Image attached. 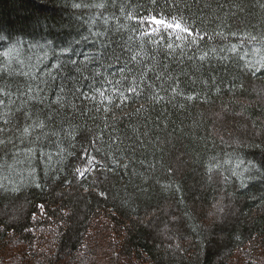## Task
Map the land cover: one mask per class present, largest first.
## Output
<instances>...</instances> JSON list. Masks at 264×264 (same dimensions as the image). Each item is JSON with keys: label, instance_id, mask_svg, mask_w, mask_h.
<instances>
[{"label": "trees", "instance_id": "16d2710c", "mask_svg": "<svg viewBox=\"0 0 264 264\" xmlns=\"http://www.w3.org/2000/svg\"><path fill=\"white\" fill-rule=\"evenodd\" d=\"M153 12L183 16L200 35L171 55L145 43L149 57L136 64L147 27L138 21ZM13 45L22 65L3 56ZM125 64L137 79L149 70L123 104L78 92L56 103L61 84L91 96L103 82L95 72L115 82ZM37 85L43 103L26 95ZM6 92L9 119L56 112L45 130L75 138L61 131L65 151L51 161L40 153L56 152L55 137L30 163L0 147V264H264V0H0L5 104Z\"/></svg>", "mask_w": 264, "mask_h": 264}, {"label": "snow or ice", "instance_id": "6c2138e0", "mask_svg": "<svg viewBox=\"0 0 264 264\" xmlns=\"http://www.w3.org/2000/svg\"><path fill=\"white\" fill-rule=\"evenodd\" d=\"M151 3L153 6L156 5V0H151ZM74 7L79 9L81 7L84 8H96V9H104L105 5L104 3H96V4H81V3H75ZM175 7V5H173ZM123 11V9H121ZM100 13H97V16H100ZM131 18V17H130ZM105 19V23H107V18ZM94 22V21H93ZM138 23L142 25H147L146 28H142L140 31V51L134 53L131 55L130 59L131 61L135 62L136 64H143L144 60L149 57L148 50L145 48V43L151 46L153 50L158 48H166L169 51V54L171 55L172 52H175L177 48L181 50V53L185 50L186 46L194 45L196 44L195 37H198L200 33L194 29V27L188 23V21L183 16L173 15L171 13H168L165 15L161 12H153L152 14L143 16L139 19ZM103 35V33H97V36ZM218 35H222V33H218ZM235 35V33H233ZM147 36V41H145L144 37ZM189 37H192L193 39L189 40ZM251 40H256L257 37L251 36ZM179 41V43H177ZM19 44V42H18ZM232 50H235V45L232 46ZM68 49L65 50L67 52ZM215 52V49L212 50ZM21 55V49L18 47V45H13L11 48H9L7 51L3 52V56L8 58V62L11 63L13 59L16 60L17 64L22 65L24 63L23 60L19 59V56ZM209 55L208 52H203L198 59L203 61L206 59V57ZM140 58L139 60L137 58ZM154 58V57H153ZM87 59V58H86ZM98 59V58H97ZM117 62L119 61V57H116ZM73 64L76 63V61H72ZM56 68H60V65H55ZM149 69L144 68L139 75V79H137L136 72L133 71L132 68H128V66L125 64L119 69V74L121 79L116 80L115 82L108 80L106 77L103 76L102 73L99 71L95 72L92 76L93 80H96L97 77H100L103 81L102 83L100 80H97V83H99V87H95L92 89V95L89 96L87 93L83 92L81 89L78 88H71L69 89L68 93L64 92V85L61 84L59 86V90L61 94L57 95L56 103L59 104L60 108H64V99L69 94H75L79 93L80 97L83 100H96V95L98 94L100 97V102L103 103L104 101H107L109 105L113 103V97H118L120 100V103L123 104L127 101L128 96L125 95V92L128 94H139L138 89H140L144 83V75L147 73ZM131 72L132 76L131 79H128L125 76V72ZM22 76L29 75V73L24 72L21 70L19 73ZM47 75L51 76V73H47ZM83 79H88V77H82ZM35 79V77H33ZM52 79H55V77H52ZM122 83H127V87L123 88L121 87ZM105 85L110 86L111 94L106 95V92L109 91V88H105ZM151 87V85H149ZM42 91V88L37 85L36 88H33L29 86L26 95H28L29 101L31 100H40L41 103H43L42 98L39 97V92ZM172 93H176V88L171 89ZM33 92L37 93L36 96L31 95ZM5 96L8 97V102L5 104V101L3 99H0V106H3L6 111L3 113H0L4 117L3 119V127H0V136H3L4 138H0V147H2L5 151L9 149V147L15 149L14 152V162L15 163H23V162H29L31 161L33 155L36 153V147L40 141L42 140H49L51 137H55V139H51L50 143L52 146L56 148V152L53 153L52 151H46L42 150L41 155L48 161H51L53 159V155L60 156L64 153L65 149L62 147V141L60 139L61 131L65 132V138H75L74 136V129L72 131H67L66 129H61L60 131L57 130H45L46 124L45 120H48L49 122L54 121L55 117L58 113L56 112H49L46 114L45 118H41L39 116H36L34 113H32L30 110L23 111V122H14L13 120L9 119L10 116H14L15 114L12 112L11 105L15 103V101L12 98L11 92L4 93ZM153 99L156 100H163L164 97L160 96L158 93L153 97ZM187 99L192 100L195 99V95L188 96ZM26 103V102H25ZM72 107H75V105H72ZM23 110V103L19 108H17L16 111H22ZM105 112L109 111L108 107H104L103 109ZM9 125H11L9 127ZM19 141L20 145H27L26 147H17L16 141ZM95 143V141L93 142ZM115 143V142H113ZM48 146L45 145L43 148H47ZM89 165L95 164V157H91L89 159ZM116 163H119L118 161H114ZM239 166V165H237ZM123 167L127 168L128 165L124 164ZM219 168V165L216 166ZM93 170L92 167H86L83 170L77 169V173L79 177L83 178L85 176V173ZM103 195V193H102Z\"/></svg>", "mask_w": 264, "mask_h": 264}, {"label": "rangeland", "instance_id": "374dc122", "mask_svg": "<svg viewBox=\"0 0 264 264\" xmlns=\"http://www.w3.org/2000/svg\"><path fill=\"white\" fill-rule=\"evenodd\" d=\"M259 89H261V88L258 87V90H259ZM256 93H257V92H256ZM259 101H260L261 103H264V96H260V97H259ZM236 136H237V135H236ZM242 136H243V135H242ZM221 239H222V238L219 236V237H218V240H221ZM100 262H101V261H100Z\"/></svg>", "mask_w": 264, "mask_h": 264}]
</instances>
